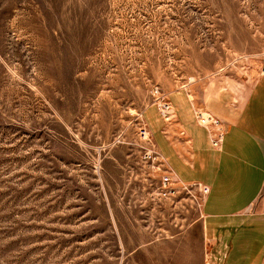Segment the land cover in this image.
<instances>
[{
	"label": "rangeland",
	"instance_id": "374dc122",
	"mask_svg": "<svg viewBox=\"0 0 264 264\" xmlns=\"http://www.w3.org/2000/svg\"><path fill=\"white\" fill-rule=\"evenodd\" d=\"M263 58L264 0H0V264H198L204 186L161 194L145 111L198 124Z\"/></svg>",
	"mask_w": 264,
	"mask_h": 264
},
{
	"label": "crops",
	"instance_id": "0c3cea01",
	"mask_svg": "<svg viewBox=\"0 0 264 264\" xmlns=\"http://www.w3.org/2000/svg\"><path fill=\"white\" fill-rule=\"evenodd\" d=\"M203 101L217 126L198 125L194 102L179 91L168 97L171 122L157 118L154 109L145 111L170 180L207 187L193 222L199 226L197 263L264 264V208L258 203L264 188V75L257 73L242 90L208 89ZM210 130L223 131L219 148L211 146Z\"/></svg>",
	"mask_w": 264,
	"mask_h": 264
},
{
	"label": "built area",
	"instance_id": "2783aa9c",
	"mask_svg": "<svg viewBox=\"0 0 264 264\" xmlns=\"http://www.w3.org/2000/svg\"><path fill=\"white\" fill-rule=\"evenodd\" d=\"M259 75H261V76L264 75V58H263L261 66H260ZM159 108H160L159 111H160L161 115L163 116V118H165V120L169 119L170 118L169 115H172L171 106L167 102L162 101V103L159 105ZM195 115L198 119V124L202 127L211 128V127L218 125L217 119L214 118L213 116H211V114H209V113H204V115H202L201 113H196ZM209 132L211 133V135H210L211 145L213 147L219 148L220 143L222 141L223 131L213 132L212 130H210ZM152 155L154 157V155H155L154 151H152ZM161 180H162L161 194L163 196H169L172 193L173 189L170 186L171 180H170V176H169L168 172H164L162 174ZM206 190H207V187L204 186L203 192L205 193Z\"/></svg>",
	"mask_w": 264,
	"mask_h": 264
},
{
	"label": "bare ground",
	"instance_id": "6f19581e",
	"mask_svg": "<svg viewBox=\"0 0 264 264\" xmlns=\"http://www.w3.org/2000/svg\"><path fill=\"white\" fill-rule=\"evenodd\" d=\"M205 112L202 113V115H204Z\"/></svg>",
	"mask_w": 264,
	"mask_h": 264
}]
</instances>
